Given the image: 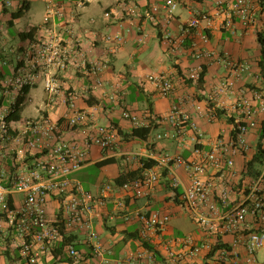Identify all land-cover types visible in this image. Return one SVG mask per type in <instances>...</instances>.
<instances>
[{"label":"crops","instance_id":"crops-1","mask_svg":"<svg viewBox=\"0 0 264 264\" xmlns=\"http://www.w3.org/2000/svg\"><path fill=\"white\" fill-rule=\"evenodd\" d=\"M41 1L44 2L42 9L36 7L29 14L33 8V0H0V115L7 109L12 110L17 99L24 97L21 106L23 120L45 114L56 121L66 113L67 94L72 91L78 96L77 106L92 114L95 123L99 125H114L123 132H129L134 123L124 116L125 111H130L143 125L150 123V114L157 118V133L152 137V132L147 142L125 139L117 150L103 151L99 146L91 148L89 162L73 177L96 195H103V185L115 184L120 173L142 167V159L154 160L152 157L160 153H171V143L168 140L172 138L178 141V145L176 152L171 154H185L182 156L186 159L195 156V148L211 149L219 142L228 143L234 129L230 118L237 120L238 117L232 110V105L241 90L251 88L264 94V76L259 66L261 45L258 41V33L262 32L264 35V23L259 16L256 24L246 27L234 17L232 29L226 27L230 13L219 11V3L230 4L236 0H175L179 5L176 18L170 23L166 22L164 13L159 14L157 19H151L143 13L150 5H161L165 0ZM253 1L259 3L262 0ZM21 6L26 7L24 15L11 23L12 13ZM130 8L136 9L137 14H132ZM50 9H53L51 13ZM107 12H110V16L106 15ZM199 12H207L211 16L212 26L206 29L207 22L204 21L201 29L210 35L209 41L203 45L215 52L213 60L193 58L189 49L191 39H187L183 48L177 51L171 48L170 39L178 40L182 36V24ZM48 15L50 18L46 21ZM24 17L28 20L21 27L19 23ZM12 27L16 29L19 41H15L14 35L4 34L3 29ZM51 37L62 40L63 46L71 55L67 68L55 72V80L59 84L57 93L52 95L45 90L42 77L34 86H28V89L26 87L17 93L14 86L9 85V81L24 65L23 56L30 42ZM226 58L244 61L248 69L233 78L235 85L227 96L215 97L219 84L232 75L225 66ZM94 63L106 64V67L94 75L88 72ZM200 64L207 68L203 84L189 78L191 70ZM162 72L176 75V90L167 97L162 96L155 84L148 80L150 74ZM212 96L218 100H211ZM244 96L260 109L257 115L260 128L264 120V97L257 100L248 91ZM26 101H30L32 106L30 113L23 115ZM221 101L224 102L223 105L219 104ZM209 103L217 106L220 112L214 119H210L206 112L199 113L196 108L200 105L204 109ZM175 104L191 114L197 129L187 128L175 137L157 139V134L172 130L162 119ZM23 120H11V128L15 132L22 129ZM259 128L247 134L250 148L235 156L237 191L250 177L244 175L245 163L256 152ZM64 134L68 139L84 143L81 129H66ZM21 147L19 144L0 141V176L12 167V157ZM107 158H115L116 161L100 167L96 165ZM26 160L31 162L33 159L28 157ZM94 166L98 172L92 173L89 169ZM87 170L91 172L90 177L94 174L93 182L86 181L87 185H84L82 180L88 174ZM175 172L185 184L189 182L184 168H177ZM183 192V186L174 189L170 179L164 177L156 191L146 197L132 199L116 192L106 193L107 207L95 219L98 238L94 240L104 251L103 259L93 257L92 247L81 232L68 236L71 238L70 242H74L85 253L86 259L81 264H117L118 261L126 262L130 256L143 252L146 240L141 235L143 221L138 213L169 214L170 220L162 233L164 237L196 235L201 238L200 231L182 233L176 227L174 230L179 233L174 236L172 226L169 225L174 217L186 216L192 219L183 205ZM15 198L20 200L19 195ZM60 204L61 197L54 196L51 199L48 206L51 215L59 209ZM232 240L231 235L225 237L227 245ZM261 255L264 256V251ZM66 262L64 249L61 247L54 251V256L43 258V264Z\"/></svg>","mask_w":264,"mask_h":264},{"label":"built area","instance_id":"built-area-1","mask_svg":"<svg viewBox=\"0 0 264 264\" xmlns=\"http://www.w3.org/2000/svg\"><path fill=\"white\" fill-rule=\"evenodd\" d=\"M178 5L175 0H165L161 5H150L143 13L151 19L164 13L166 22L170 23ZM129 10L137 14L136 9ZM52 11L50 9L49 13ZM219 11L230 13L225 26L231 29L234 17L246 27L256 24L259 16L264 23V0L259 3L253 0H236L230 4L220 2ZM106 15L110 16V12ZM49 18L48 15L46 21ZM204 21L207 22L206 29L212 26L211 16L199 12L182 24V36L178 40L170 39L172 50L183 48L185 41L191 39L189 49L193 58L213 60L215 52L203 45L210 39L209 33L201 29ZM70 59L62 40L56 37L32 40L23 56L24 65L10 79L9 85L19 93L25 86L37 84L42 77L45 90L56 94L59 84L55 72L65 70ZM224 61L232 75L219 84L215 97L227 96L235 85L233 78L248 69L244 61L229 58ZM203 66L200 64L192 69L189 78L198 81ZM105 67L106 64L94 63L88 72L96 75ZM148 80L155 84L162 96H170L176 90L174 74H150ZM246 91L252 92L257 100L264 97L255 89L241 90L232 105L239 124L235 138L231 137L228 143L219 142L211 149L195 148L196 154L191 159L180 154L160 153L152 157L156 164L144 169L140 177L123 185L104 184L101 188L103 195L85 189L73 175L89 162L93 146H99L103 151L117 150L121 140L116 130L96 124L92 114L77 106L75 92L67 94V111L59 120L41 114L24 120L23 128L16 132L6 118L11 110L3 111L0 115V141L22 147L12 157V167L0 176V264H43V258L54 256L59 247L64 249L65 264H81L86 259L85 253L74 242H65V238L75 232L86 237L93 257L103 259L104 251L94 240L98 238L95 219L107 207L105 194L116 192L132 199L146 197L156 191L164 177L170 179L174 189L184 187L181 194L183 205L199 225L202 237H164L162 233L170 220L169 214L138 213L143 221L141 235L152 248L146 247L126 262L118 261L117 264H264L261 255L264 251V171L258 177L247 178L238 191L235 188V156L250 148L247 134L259 128L257 115L260 109L244 96ZM213 99L217 98L212 96ZM223 103L219 102L220 105ZM196 108L201 114L206 112L210 119L217 117L218 108L212 103L204 109L200 105ZM124 116L130 115L124 112ZM162 121L172 130L159 133L157 139L175 137L187 128L197 129L191 114L177 104ZM133 122L137 126L143 125L136 116H133ZM66 129H81L84 143L66 138ZM28 157L33 160L29 162ZM177 168L187 171V184L176 174ZM16 195L20 200H16ZM54 196L61 197V204L51 215L48 206ZM228 235L233 236V240L227 245L225 237Z\"/></svg>","mask_w":264,"mask_h":264},{"label":"trees","instance_id":"trees-1","mask_svg":"<svg viewBox=\"0 0 264 264\" xmlns=\"http://www.w3.org/2000/svg\"><path fill=\"white\" fill-rule=\"evenodd\" d=\"M26 11V7L25 6H21L18 8V10L14 11L12 13V18L10 20V22L12 23L14 19L20 18L24 15ZM176 18V15H175ZM174 18V19H175ZM258 41L261 45V55H260V60H259V66L261 68V72L264 76V35L262 32L258 33ZM206 71L207 68L206 66H203V70L200 74V78L198 80L199 84H203L205 81V75H206ZM28 86H25L23 88V90ZM24 101V97H19L13 107V109L11 110V112L7 115V120L11 121V120H15V121H22L23 118L21 116V106L23 104ZM126 113H129V117H126L130 120L133 121V115L130 111H125ZM152 113V111H151ZM219 110H217V115H219ZM151 115V121L149 124L147 125H135L133 126V128L129 131V132H123V130H121L118 126H114V125H108L110 126L112 129L116 130L120 140H121V144L123 140H127L129 139V141L133 140V139H137L140 141H144L147 142L149 141V138L152 134V132L158 127V124L156 123L157 118L153 117L152 114ZM24 121V120H23ZM230 121L234 124V129L231 132V137L235 138L237 135V126L239 125L236 122V119L231 117ZM134 123V122H133ZM116 160L115 158H107L104 159L102 161H99L96 163V165L98 167L100 166H104L106 164H110V163H114ZM143 162V166L138 168V169H134V170H129V171H125L120 173V175L116 178L115 180V184L117 185H123L125 182H129L132 181L138 177L141 176L142 172L144 171V169L152 167L156 164L155 160H149L147 158L142 159ZM264 171V120L261 123V127L259 128V141L257 144V149L255 154L253 155V157L251 159H248L245 163V170H244V175L246 176H250L251 178H255L258 177L259 175L262 174V172ZM165 176H166V172H165ZM180 194L178 193L177 196H179ZM71 238L70 237H66L65 238V242H70ZM144 245L148 248H152V246L144 241Z\"/></svg>","mask_w":264,"mask_h":264},{"label":"rangeland","instance_id":"rangeland-1","mask_svg":"<svg viewBox=\"0 0 264 264\" xmlns=\"http://www.w3.org/2000/svg\"><path fill=\"white\" fill-rule=\"evenodd\" d=\"M42 6H44V2H42L41 0H33V8H32V10L29 12V14L34 10V9H36V7H37V9H38V7H39V9H42ZM42 12V14H43V11H41ZM28 14V15H29ZM28 20V18L27 17H24L21 21H20V23H19V25L21 26V27H23V25L25 24V22ZM3 32H4V34L5 35H14V39H15V41H19V39H20V37L18 36V34H17V32H16V29L15 28H9V29H3ZM32 105H31V103H30V101H26L25 102V110H24V112H23V115H28L29 113H30V107H31ZM157 130L155 129L154 131H153V134H152V137H154L155 135H156V132ZM158 135V134H157ZM166 140H168V139H166ZM168 141H170L169 143H171V148H170V152L171 153H175L176 152V147H177V145H178V141H176V139H173L172 138V140H168ZM183 148L185 149V146H183ZM173 155H175V154H173ZM182 155H184L185 156V154H182ZM186 155H189V154H186ZM191 155V154H190ZM92 173L95 171V172H98V169H97V167H92L91 169H89ZM89 170H87L86 172L88 173L87 175H86V177H85V179H83L82 180V182H83V184L84 185H87V182L86 181H90L91 180V182H93V175L90 177V171ZM170 227L172 226V231H174L173 232V235L174 236H177L178 235V231H180V232H182V233H189V232H199V230H200V228H199V225L195 222V221H193L191 218L189 219L188 217H186V216H184V217H181V218H172L171 219V221H170ZM175 227L177 228V232L174 230L175 229ZM81 235H83L82 233H81Z\"/></svg>","mask_w":264,"mask_h":264}]
</instances>
